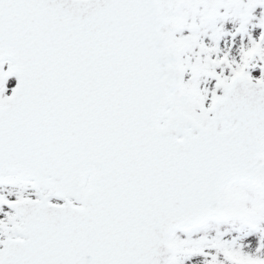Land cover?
Returning a JSON list of instances; mask_svg holds the SVG:
<instances>
[{
    "label": "snow or ice",
    "instance_id": "obj_1",
    "mask_svg": "<svg viewBox=\"0 0 264 264\" xmlns=\"http://www.w3.org/2000/svg\"><path fill=\"white\" fill-rule=\"evenodd\" d=\"M0 264H264V0H0Z\"/></svg>",
    "mask_w": 264,
    "mask_h": 264
}]
</instances>
